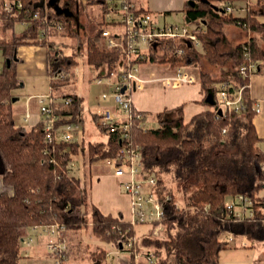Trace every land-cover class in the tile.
I'll use <instances>...</instances> for the list:
<instances>
[{"label": "trees", "instance_id": "16d2710c", "mask_svg": "<svg viewBox=\"0 0 264 264\" xmlns=\"http://www.w3.org/2000/svg\"><path fill=\"white\" fill-rule=\"evenodd\" d=\"M7 1L16 0H0V156L4 163L1 174L4 190L0 192V264H19L23 239L32 227L65 224L64 233L68 237L69 230L82 227L88 212L93 233L119 250H129L135 258L139 250V241L133 239L135 224L122 216L104 214L89 201L86 174L82 177L71 173V165L78 160L90 165L117 157L124 143L121 132L108 134L106 142L48 141L43 121L28 129L17 125L15 120L13 98L20 84L17 67L22 61L19 48L37 44L48 47L51 104L58 116L56 126L79 121V96L68 90L73 82L71 78H75L72 69L76 68L78 59L76 53H66L57 41L60 35H77L72 20L55 9L45 13L37 5L41 0H22L24 6L11 11L4 10ZM213 1L221 0H186L183 7L191 22L203 26L199 36L205 51L183 43L182 54L173 48L172 54L162 56L161 60L174 66H195L202 58L216 65H225L233 59L238 65L234 71L215 77L201 70L199 78L206 92L224 81H228L232 93L245 85L242 107L220 113L215 102L188 121L182 107L164 109L156 114L159 126L155 128L144 126L151 112L138 109L133 112L129 129L130 140L141 147L143 169L157 177L156 193L165 201L162 224L166 238L152 235L142 238L143 247L150 249L155 245L160 251L166 250V258H161L158 252L157 264H218L221 251L230 247L231 236H243L251 242L264 240V201L260 195L264 173L259 169L264 163V153L258 146L260 138L253 122L257 112L249 89L251 74L259 71L264 60V49L254 36L264 32V0H257L256 9L250 7V0H231L248 2L241 16L228 13ZM36 11L40 12V18L47 15L48 21L43 23L35 17ZM19 22L26 25L21 31L16 30ZM228 23L253 36L234 44L223 30ZM105 24V20L100 22L96 34L89 37L85 46L87 63L93 68L104 63L115 68L121 56L119 48L101 45ZM42 31L45 34L41 35ZM242 63L256 66L243 77L239 74ZM69 98L71 101L67 103ZM138 112L140 118H137ZM165 175L176 183L185 203H180L168 188ZM235 195H245L254 201V217L239 219L227 214L225 203ZM132 240L133 246L128 247ZM105 251L91 254L96 264L106 259ZM70 252L69 243V251L59 264H65Z\"/></svg>", "mask_w": 264, "mask_h": 264}, {"label": "built area", "instance_id": "2783aa9c", "mask_svg": "<svg viewBox=\"0 0 264 264\" xmlns=\"http://www.w3.org/2000/svg\"><path fill=\"white\" fill-rule=\"evenodd\" d=\"M48 0H41L37 5L43 9L45 13L50 9L47 3ZM110 2H118L122 10L121 23L123 28L117 32H112L110 29H104L103 35L107 38V47L109 49L119 48L121 56L115 68H107L105 73L99 74L96 78L98 82L106 81L113 88L114 97L117 101L116 109L111 107L106 108L98 115V125L106 134H111L117 131L121 132V141L123 146L117 157L104 159L107 162H112L115 165V171L119 175H127L128 178L123 181V189L130 196L133 207L132 223L138 221L149 222L154 224L158 222L157 227L162 225V219L165 216L164 203L158 198L156 193L157 177L154 174H149L144 171L142 166V152L139 145H134L130 140L129 129L131 127L134 110V102L132 98L133 90L142 89L146 83L159 81L166 88H178L185 84H194L197 82V75L187 66L176 65L172 72L164 75H157L152 71L149 76L142 75L141 66L150 62L151 64L170 63L169 61L159 62L162 56L169 57L172 54L173 48H176L178 54H182L184 49L180 46L183 43H191L199 46L202 44L199 33L204 31L203 26H198L190 21V24H157L150 12L137 10L129 0H109ZM217 7L225 8L228 13H234L236 8L233 1H213ZM23 1H7L4 5V10L11 11L14 7L22 8ZM248 7V6H247ZM246 7V10H247ZM35 17L40 18V12L36 11ZM43 23L48 21V16L43 15L40 18ZM45 31H42L43 35ZM144 46L147 49H144ZM153 57L154 59H152ZM254 63H242L239 67V74L243 77L254 69ZM250 86V84H249ZM228 81L221 82L218 86L213 87L216 106L222 108L223 111L239 110L242 107L243 89L241 86L237 91L229 90ZM104 98L109 95L104 93ZM41 104V112L44 115L43 123L46 138L48 141H73L74 131L80 128L78 122H70L57 127L56 122L58 116L53 113L52 95H38ZM69 98L66 102H70ZM256 112L260 108L255 105ZM29 114H27V117ZM141 117V113H137V118ZM226 132V129L223 130ZM260 172L264 173V164L260 168ZM264 186V180L261 181ZM262 201L264 196L261 195ZM241 205L242 210L237 211V206ZM226 211L229 216H235L242 219L245 217H254V201L245 195H235L225 203ZM264 213V211H263ZM264 223V215L262 218ZM35 230H40L49 235L46 248L56 260L55 264H59L62 258H65L69 251V239L64 233L67 230L65 224L55 223L50 226L32 227ZM158 230V229H157ZM233 236L230 237V240ZM33 237L27 234L23 239V243L31 245ZM132 241L128 242L131 246ZM138 257V255L136 256ZM149 262L155 261V254L147 253Z\"/></svg>", "mask_w": 264, "mask_h": 264}, {"label": "rangeland", "instance_id": "374dc122", "mask_svg": "<svg viewBox=\"0 0 264 264\" xmlns=\"http://www.w3.org/2000/svg\"><path fill=\"white\" fill-rule=\"evenodd\" d=\"M75 1L72 0V6L75 7L78 4V8L80 10V20L77 21L76 19L75 20L72 19L73 20L72 23L77 35L76 36L60 35L57 37L58 44L62 46V48L66 53H76L78 59V63H77L78 69L77 70H74L75 68L72 69V73L74 72L76 76L75 79L71 78V80L73 81L71 82V85H73V87L69 85L68 90L75 91L84 97V102L81 103L82 104L81 106L83 107V113L85 117H88L85 120V123L82 124L81 130L74 134V138L76 139L82 138L83 140H85L84 141L85 143H88L90 141L105 142L107 140V135L105 134L104 131L100 129L98 122H95L92 119V117L88 115L86 116V114L89 112L88 107H90V109L93 111L95 110L102 112V110L103 109L105 110L107 106L115 107L117 105V101L114 97L113 88L109 84H107L106 81H102V82L97 81L96 75L98 71H101V69L95 70L93 67L88 65L86 62L85 55L82 54L86 53L85 46L87 45V41L89 37L94 36L96 34L97 30L99 29V24L103 19H105L108 22L113 18L116 21H121L122 15L119 14V12L112 9V7L118 8L119 11L122 10L120 9V5L118 4V2H110L109 0H104V2H95L92 4L88 3L89 2L88 0H81V3H75ZM133 1L137 6L148 4L151 7L158 8L157 12L153 13L158 23L167 21L171 23L183 24L186 21L185 13L181 10H178L179 8L178 6H182L185 0H133ZM256 2L257 0H250L249 1L250 7L256 9L257 8ZM235 6L236 8L234 10V14L241 16L245 14L246 7L248 6V2L237 1L235 2ZM106 10L108 11L106 12ZM25 26H26L25 24L19 22L16 25V30L21 31L25 28ZM109 26L110 29L114 30L116 29L115 26L118 25L111 24ZM223 30L225 31V33L228 32L227 36L234 42L241 41L245 37V33H243L240 30V28L235 26V24L228 23L224 25ZM251 36L253 35L251 34ZM254 36L256 37L257 42H259L264 47V32L255 33ZM100 43L102 46H106L105 37L102 36L100 38ZM198 48L202 52L205 51V47L203 44H200ZM1 59H2V54L0 51V60ZM160 61L165 62L163 60ZM34 63H35L34 58L27 59L24 65L25 69L21 70L19 68L20 70L18 71L20 84L18 87L15 88V93L19 99L14 102V109L15 110L17 109L18 113H16V118L19 124L26 123L24 120L23 111L26 105L25 102L30 95L32 94L47 95L51 93L49 71L47 70L42 72L34 71L33 69ZM229 63H231L232 65L233 59L232 60L230 59ZM167 64L168 63L166 62L164 66H167ZM231 65L229 64L227 66H231ZM164 66L159 67L158 65H154V68H157L159 70L158 72H156L158 73L157 75L162 74L160 71L163 69ZM104 67L106 68L107 66ZM196 67L197 69L192 68V71L197 75V82L200 83H201V79L199 78V74L201 70L208 72L215 77H219L221 75V73L219 72L220 66L216 64H212L205 58H202V60ZM198 84L199 83H196L194 84V86ZM182 87L183 86L175 89L166 88L161 84V82L156 81V82L146 83L145 87H143L142 89L133 90L132 96L135 97L138 96L143 102L141 104H146V106L149 109H151V115L147 117V121L144 122V126L150 128H155L159 126V120L156 117V114L158 112L157 110L163 108V104H165V102H168L167 104H169L170 106V104H173L174 99L182 100V99H186L187 97L191 98L193 92L190 90H184L183 89L184 87L183 88ZM191 89H194V87ZM104 93L108 94L109 97L104 98L103 97ZM33 102L37 103L36 105L40 108L41 111L42 103L37 101H33ZM83 104L84 105L86 104L87 107L83 106ZM188 105L189 107H192V105H194V102L189 101ZM167 115L170 117L174 116V114L169 115L168 113ZM82 161L78 160L76 165L73 164L71 165V173L79 175L81 174V172L85 171L87 179L89 178L90 175L88 169L92 167L93 171H96L97 167H100L101 165V163L98 162L96 164L88 166L82 164L81 163ZM165 178L166 181H168L167 182L168 188L178 196L180 203L182 204L185 203L184 195L179 191V188L176 185V183L172 182L169 176L165 175ZM260 195L264 196V187L261 189ZM236 209L237 211H240L243 208L241 205H238ZM91 225H92L91 215L88 212L85 215V221L84 224H82L81 228L69 230L68 239L71 247V252L69 254L68 259H66L65 264H96L94 262L95 260L92 259L94 257H92L91 254L95 251H100L101 249H105L106 250L105 252L107 253L109 251L110 256L107 254L106 255L107 258L99 264H120L118 262L119 261L118 256L116 255L119 249H117L115 245L113 247L112 244L103 242L95 233H93L91 229ZM134 227H135V236L133 238L134 242L135 239L139 241L138 242L139 250L136 251L138 257L134 258V256H132L133 254H131L129 250H123L124 253H122L121 256L124 259L128 260L129 262L128 261L126 262H128L129 264H157L158 252L160 250L157 249L155 245H151L150 249L143 247L142 238L146 235H152V237L158 239H165L166 235L164 232V225L162 224L161 226L157 227V225L152 226V224L149 222L138 221L135 223ZM29 234H31V236L34 239L33 243L28 246L22 242V252L25 253V250L27 248L28 250L27 253L29 254L30 249H33L38 245H40L43 251L46 252V243L49 235L45 232H43V234L41 233L40 235L39 232L34 230L31 231ZM229 245L230 247L223 249L221 251L220 260L218 264H255V262L258 264H264L263 261L264 240L251 242L243 236H233V239L229 240ZM131 246H133V244ZM149 252H152L156 255L155 262L151 263L147 260L146 255ZM47 253H48L47 258L51 259L55 264L56 260L54 256L50 254L48 250ZM159 253L161 258L167 257V252L165 249H162ZM29 256L25 258H29ZM35 259L36 258L29 260L28 264H40L39 260H35ZM41 259L44 260V258Z\"/></svg>", "mask_w": 264, "mask_h": 264}, {"label": "crops", "instance_id": "0c3cea01", "mask_svg": "<svg viewBox=\"0 0 264 264\" xmlns=\"http://www.w3.org/2000/svg\"><path fill=\"white\" fill-rule=\"evenodd\" d=\"M76 1H75V3H81V0H76ZM129 1L134 5V7L137 10L144 11V12H150L153 15V18L157 24L161 25V24H170L171 23V22H167V21L158 23V21L155 19L154 14H153V13L157 12L158 8L151 7L148 4L137 6L133 0H129ZM103 2H104V0H103ZM185 2H186V0L184 1V4L182 6H178L179 7L178 10H181L184 12L183 7L185 5ZM47 3H48V6L50 9L56 10V7H60L64 11L65 14L68 13L66 15L68 17H70L71 20L72 19L73 20L76 19L77 21L80 20V10L78 8V4H77V6L73 7L72 6V0H48ZM88 3H90V2H88ZM93 3H95V2H93ZM112 9H114L115 11L119 12V14L122 15V13H121L122 11H119L118 8L112 7ZM107 11L108 10H106V12ZM185 17H186V21L183 24H187V23L190 24V19L188 18L186 13H185ZM103 20H105V19H103ZM105 22H106V24H105L106 26H104V29H110L109 25H111V24H115V25L119 26V27L115 26L116 29H114V30L110 29L112 32H117L123 28V25L121 23H116L117 21L114 18L112 20H109V22L105 20ZM109 23H111V24H109ZM175 24H180V23H175ZM238 28H240V30L243 33H245V37L241 41H238V42H234L232 40V42H234V44L244 42L251 37L250 32L244 30L241 27H238ZM226 33L228 35V32H226ZM105 39H106V48H108L107 47V38L105 37ZM189 44L192 45L191 43H189ZM40 46H42V45L30 44V45L20 46L19 55H20L22 61L18 64L19 67H17V71H19L20 69L21 70L25 69V67H24L25 61L27 59H31V58H34V60H35V63L33 65L34 71H36V72H42L45 70L48 71V69H49V64H48V60H47V54H48L47 49H48V47H46V46L40 47ZM195 47L197 49H199L198 46H195ZM262 48L264 49L263 46H262ZM144 49L146 50L147 47L144 46ZM82 55H85V58L87 56L86 53L85 54L83 53ZM86 62H87V58H86ZM159 62H161V61H159ZM261 63H262L261 67L258 68L259 71L252 73L250 76L249 89H250V95H251L252 99L254 100L255 105L260 108V111L257 112L255 117L253 118V122L255 125L256 132L260 138V141L258 142V146H259L260 150L264 153V60H262ZM162 64L163 65L158 64V63L157 64H151L150 62L143 64L141 66L142 75L147 77V76H149V74L152 71H155V73L158 72L159 70L157 68H154V65H158L159 67L165 65V63H162ZM229 64L231 65V63H229V62L225 65H219L220 66L219 72L221 73V75L227 73V71H229V70L234 71L235 69H237L238 65L236 63L233 62L231 66H227ZM104 66H107V67L105 68ZM196 66L197 65H195L194 67L193 66H187V67L192 70V68L197 69ZM170 67H171V70H170ZM107 68H109V65L106 63L100 65L97 68H94L95 70L101 69V71H98L96 77L99 74L105 73L106 72L105 70ZM173 68H174L173 64H171V63L167 64V66H164L163 69L160 71L162 73L160 75L169 74L170 72H172ZM77 69H78V67L76 66L75 70H77ZM165 71H168V72H165ZM156 74H158V73H156ZM75 76H76V74L74 73V77ZM196 83H199V84L195 85L196 86L195 87L194 84H196ZM196 83L182 85L184 87V88L182 87L184 90H190L193 92L191 95V98L187 97L186 99H182V100L174 99L173 104H170V106H169V104H167L168 102H165V104H163V108L159 109L157 111L160 112V111H163L164 109H173V108L175 109L178 107H182L183 108V116H184L185 120L188 121L195 114L202 112V111L208 109L210 106L214 105V103L216 102V99H215L213 88H211L209 92H206L203 90L200 82H196ZM72 84H74V83H72ZM70 86L73 87V85H70ZM193 87H194V89H191ZM185 92H187V91H185ZM77 94L79 96V101H78V110H79L78 111V120L79 121H78V123L80 125V128L78 130H75L74 134L81 130L82 124H84L85 120L88 118V117H85V115L83 113V107L81 106L82 105L81 103L84 102V97L81 96L79 93H77ZM38 95H44V94H32L27 98V100L25 102L26 105H25V109L23 111L24 120L26 122L25 124H19L17 122L16 113H18V112H17V109L16 110L14 109V116H15V120H16L17 125H22L28 129H30V128L36 127L38 124H40L41 121H43V118H44L43 113L40 111V108L36 105L37 103L33 102V101L40 102L38 99ZM132 98H133V102H134V107L137 110L139 109L142 111L151 112V109H149L146 106V104H141L143 102L138 96L137 97L132 96ZM32 99H34V100H32ZM189 101L194 102V105H192V107H189V105H188ZM83 106H86V104L85 105L83 104ZM109 107L116 109L119 112V110L116 106L115 107L114 106H107L106 108H109ZM13 108H14V106H13ZM88 110H89V112L86 114V116L88 115V116L92 117V119L95 122H97L98 115L101 113V111H95V110L93 111L90 109V107H88ZM27 114H29L28 117H27ZM106 135H107V139H108L109 135L108 134H106ZM80 139H82V138H79V139L74 138V140H77V141H83V142L85 141L83 139L82 140H80ZM98 162L101 163V165H100V167H97L96 171H93L92 167H90L88 169L90 172V175L88 178L89 179V195H90L89 201L92 204L96 205L104 214H112L114 216H122L124 219L132 221L134 215H133V207L131 204V198L124 191L123 186H122L123 181L126 180L128 178V176L117 174L115 171L114 163L107 162L104 159L99 160L97 162H94L90 165L96 164ZM76 164H77V161L74 162L73 165H76ZM3 171H4V163H3V160L0 156V192L4 190V184H3L2 179H1V174ZM85 174H86V172L83 171L79 175L84 177ZM33 230L39 232L40 235H41V233L43 234L42 231L35 230L33 228L29 229V233ZM27 251H28L27 248L25 250V253L22 252V249H21L23 256L20 259L19 263L28 264L29 260L36 258L35 260H39L40 264H54L51 259L47 258V254H48L47 248H46V252H44L43 249L40 247V245H38V246L34 247L33 249H30L29 254L27 253ZM122 253H124L123 250H119L116 253V255L118 256V259H119L118 262L120 264H129L128 263L129 261L124 259L121 256ZM108 255L110 256L109 251H108ZM28 256H29V258H25ZM41 258H44V260H42ZM40 260H42V261H40ZM126 261H128V262H126ZM255 264H258V263L255 262Z\"/></svg>", "mask_w": 264, "mask_h": 264}, {"label": "water", "instance_id": "95a60500", "mask_svg": "<svg viewBox=\"0 0 264 264\" xmlns=\"http://www.w3.org/2000/svg\"><path fill=\"white\" fill-rule=\"evenodd\" d=\"M56 11H58V12H63L64 13V11L60 8V7H56ZM66 14H68V13H66ZM19 98L17 97V96H15L14 98H13V102H15L16 100H18ZM220 113H223V110H222V108H219V110H218ZM261 167H259V169H260ZM121 247H122V244H121Z\"/></svg>", "mask_w": 264, "mask_h": 264}]
</instances>
